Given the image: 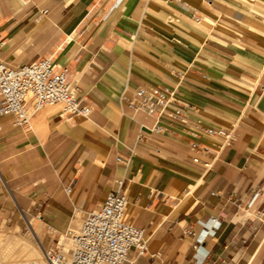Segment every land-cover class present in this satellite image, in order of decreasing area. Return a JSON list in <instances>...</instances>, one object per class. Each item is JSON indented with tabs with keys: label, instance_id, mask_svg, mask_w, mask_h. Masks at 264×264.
<instances>
[{
	"label": "crops",
	"instance_id": "0c3cea01",
	"mask_svg": "<svg viewBox=\"0 0 264 264\" xmlns=\"http://www.w3.org/2000/svg\"><path fill=\"white\" fill-rule=\"evenodd\" d=\"M40 57L69 67L92 114L37 110L22 127L0 115V213H40L24 218L41 237L124 177L148 239L128 264H264V0H0V60ZM148 86L174 90L168 113L182 114L161 132L122 100ZM196 125L237 139L221 148Z\"/></svg>",
	"mask_w": 264,
	"mask_h": 264
},
{
	"label": "built area",
	"instance_id": "2783aa9c",
	"mask_svg": "<svg viewBox=\"0 0 264 264\" xmlns=\"http://www.w3.org/2000/svg\"><path fill=\"white\" fill-rule=\"evenodd\" d=\"M136 94V99H128L123 95L122 100L128 101L129 106L136 111L155 116L158 119L152 128L155 132L165 129L162 119L166 115L175 119L182 115L181 111L168 113V105L176 94L168 87H141ZM57 105H62V112L66 115L89 117L92 114L91 106L83 104L77 95L69 67L58 66L51 57H40L18 67L0 60V115L11 117L15 126L22 127L30 123L32 109L37 111ZM191 134L197 138H218L221 148L232 145L237 139L234 129L203 125H196ZM139 139H142L141 134ZM117 161L125 162L121 157ZM116 185L117 188L107 194L104 201L87 215L78 229L66 230L64 237L71 241V249H67L60 240L55 241L53 246L44 248L45 264H128L132 248L137 250L138 255L148 252L145 229L134 226L128 219L125 178H118ZM258 194L259 190L254 191L253 201ZM211 224L214 227L218 222L212 220ZM50 233L55 234L56 230L53 229ZM185 234L195 235L193 232ZM197 241L203 240L198 237Z\"/></svg>",
	"mask_w": 264,
	"mask_h": 264
},
{
	"label": "rangeland",
	"instance_id": "374dc122",
	"mask_svg": "<svg viewBox=\"0 0 264 264\" xmlns=\"http://www.w3.org/2000/svg\"><path fill=\"white\" fill-rule=\"evenodd\" d=\"M48 109H54L55 111L60 112V113L63 110L62 106H60V105L48 106V107L44 108L43 110H48ZM34 112H35V110L32 109L30 111V115ZM13 206H14L13 208L8 209L4 213H0V235H2V236H0V239L5 238L6 235L7 236L15 235L19 239H22L23 243L24 242H26V243L29 242L30 244L33 243V245H35L37 247V245H38L36 243L37 240H35V238L32 237L33 234H31L28 227L26 226V220L24 218V214L29 219L31 218L35 221H40L38 219V215H39L38 212H35L34 210L29 211L26 209L24 210V209L18 208L15 206V204ZM85 218H86V216H83V215L77 216V218L74 221H72L70 224H65L62 226L65 230H58L55 228V230H56L55 234L48 232L47 226H50V224H48L46 221H43V223H44L43 224V231H42L43 235H41V240H42L41 243H42L43 247L49 248V247L54 245L55 241L60 240V241L64 242L66 248H68V247L72 248L73 245H71L70 240H68L64 237V233L69 228L75 229V230L78 229L81 226V224L83 223V221L85 220ZM17 224L19 225V227L16 229ZM53 229H54V227H53ZM15 246H14V250L12 251L10 256H9L8 249H7V251H5L4 254L6 256H4V257L5 258L7 257L6 262L9 264H22V263L25 264V263H27L29 257L27 255L26 250L22 249L23 246H20V245H18L16 247ZM44 248H43V250H44ZM39 249L40 248H38V250ZM39 252L41 254V257H43L42 250H39ZM43 259H44V257H43Z\"/></svg>",
	"mask_w": 264,
	"mask_h": 264
},
{
	"label": "bare ground",
	"instance_id": "6f19581e",
	"mask_svg": "<svg viewBox=\"0 0 264 264\" xmlns=\"http://www.w3.org/2000/svg\"><path fill=\"white\" fill-rule=\"evenodd\" d=\"M0 236H2V235H0ZM32 237H34L35 240L38 241V242L36 241V243L38 244L37 247L39 246L38 247V248H40L39 250H42V255L44 257L43 246H42V243H41L42 242L41 237H37L36 234H33ZM70 243H71V241H70ZM29 244H30L29 242L28 243H26V242L23 243L22 239H19L15 235H13V236H7L6 235L5 238L0 239V264H9V263L6 262V258L7 257L6 258L4 257V256H6L4 253L8 249L9 256H10V254L14 250V246L15 245L16 246H18V245L23 246L22 249L26 250L29 259H28L27 263H25V264H45V258L43 259V257H41V254H40L38 248L35 245H33V243H31L30 245ZM71 245H72V243H71ZM67 249H71V248L68 247ZM22 264H24V263H22Z\"/></svg>",
	"mask_w": 264,
	"mask_h": 264
}]
</instances>
